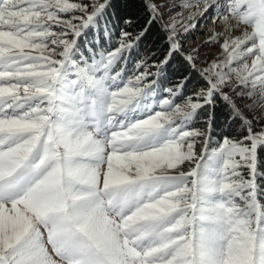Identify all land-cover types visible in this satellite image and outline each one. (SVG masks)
Here are the masks:
<instances>
[{
  "label": "snow or ice",
  "instance_id": "obj_1",
  "mask_svg": "<svg viewBox=\"0 0 264 264\" xmlns=\"http://www.w3.org/2000/svg\"><path fill=\"white\" fill-rule=\"evenodd\" d=\"M0 264H264V0H0Z\"/></svg>",
  "mask_w": 264,
  "mask_h": 264
},
{
  "label": "rangeland",
  "instance_id": "obj_2",
  "mask_svg": "<svg viewBox=\"0 0 264 264\" xmlns=\"http://www.w3.org/2000/svg\"><path fill=\"white\" fill-rule=\"evenodd\" d=\"M223 27L224 26L222 23L217 22L214 24L210 16H206L205 19L201 20L200 27L198 28L197 32L193 36L188 38L189 45H186V47H191L192 44L199 43L200 41L205 40L208 35L211 34L212 30L222 31ZM202 51L216 54L219 51V47L217 44H213L210 47H205L204 49H202Z\"/></svg>",
  "mask_w": 264,
  "mask_h": 264
},
{
  "label": "trees",
  "instance_id": "obj_3",
  "mask_svg": "<svg viewBox=\"0 0 264 264\" xmlns=\"http://www.w3.org/2000/svg\"><path fill=\"white\" fill-rule=\"evenodd\" d=\"M131 10H132V11H135V10H136L135 6H133V7L131 8ZM155 39H156V30H155V28H154V29H153V34H152V36H151L148 40L145 41V44H147L148 46H151L152 41H154ZM174 68H175V62H174V65L169 69V74H170V75L172 74ZM190 87H191V86H190ZM226 127H227V126L225 125V116H224V114L222 113V111H220V110L218 109V110H217V119H216V122H215V128H214V131H215L217 134H219L220 131H221L222 129H226Z\"/></svg>",
  "mask_w": 264,
  "mask_h": 264
}]
</instances>
